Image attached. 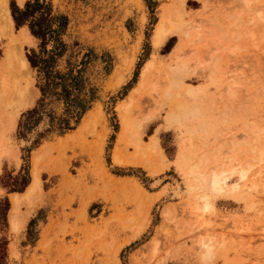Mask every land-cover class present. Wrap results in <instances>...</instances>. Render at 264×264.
Masks as SVG:
<instances>
[{"label":"rangeland","instance_id":"rangeland-1","mask_svg":"<svg viewBox=\"0 0 264 264\" xmlns=\"http://www.w3.org/2000/svg\"><path fill=\"white\" fill-rule=\"evenodd\" d=\"M12 1L24 5L5 0L8 7ZM46 1L66 17L58 37L66 49L54 71L68 78L73 105L66 112L64 97L55 96L37 109L45 80L31 67L22 74L21 63L38 41L24 39L26 26H2L1 18L0 264H264V178L248 193L241 191L253 178L241 182V193L211 194L215 210L207 214L199 194H188L180 165L183 156L200 158L208 178L214 167L230 173L247 161L255 164L251 174L264 172V0H184L182 32L158 49L142 83L154 28L173 0ZM177 65L182 71L173 78ZM29 77L38 93L11 119V92L3 94L2 82L16 78L23 87ZM90 99L77 135L63 138L73 129L63 131L60 120L76 130L79 105ZM184 100L191 104L180 112ZM128 104L137 127L123 137L120 114ZM155 135L158 149L151 146ZM36 156L42 191L32 206L22 201L12 230L13 194L30 184ZM156 179L161 184L153 187ZM210 218L207 230L202 223ZM209 234L208 259L199 246Z\"/></svg>","mask_w":264,"mask_h":264},{"label":"bare ground","instance_id":"bare-ground-1","mask_svg":"<svg viewBox=\"0 0 264 264\" xmlns=\"http://www.w3.org/2000/svg\"><path fill=\"white\" fill-rule=\"evenodd\" d=\"M25 1L26 0H18V3L20 6H22ZM0 2H1L0 3V16H1L0 19L2 18L1 21L4 22V23L2 22V26L3 25L13 26L14 23H13V19L11 17L8 5L6 4L5 0H1ZM184 5H185L184 0H173L171 2V4L169 5V7L166 9L164 15L157 22V24L154 28L152 37H151V46L153 48V52L150 55V58L148 59V61L143 66V69L141 72V79L142 80L140 81V83L143 82V78L145 77L147 72L154 65L153 63L156 60L157 51L164 44V42L167 41V38L170 35H173V34L178 33V32H182L181 30H183V28H184L183 25L185 24L183 21V25H182V19H181L184 16V14H182L183 13L182 9L184 8ZM6 28L4 30H6ZM21 30H22L21 33H22L24 39L25 38L32 39V36L30 35L27 28L24 27ZM6 32H8V30ZM11 33H12V31H11ZM12 40L15 41V39H13V38H12ZM14 46L12 48H14ZM8 53H9V51H8ZM7 61H9L8 56H7ZM10 64H11V62H10ZM21 64H22L21 68L23 69V72H24L22 74H25V76H26V74L27 75L30 74L29 73L30 72L29 63L24 57L22 58ZM179 66H182V65L180 64ZM169 70H170V68H169ZM171 71L173 73V78H178V74L180 75L182 69H181V67H178V65H177V66H173ZM8 78L4 79V81L2 82V89H3V94L11 92V97L9 95V98L11 100L10 105L13 106V111L10 114V116H11V119H13L15 117V115L18 114L21 107L22 108H24V107L28 108L30 105H32V102L34 99L32 100L31 98H33V96H35L38 93V90L36 88L33 89V85H34L33 83L34 82H31V80L33 78L31 79L29 77L28 79H26V81H25L26 84L23 87L19 84V79L17 80L16 78H14L13 81H11ZM22 78L25 79V77H22ZM121 80H122V78H120L117 81V84H120L122 82ZM10 82H12V83H10ZM171 82H172V80H171ZM10 84H12L13 86L11 87ZM32 89L35 90L34 95L32 93ZM190 93L192 94L193 90ZM31 95H32V97H31ZM186 97L188 98L189 96H186ZM189 104H191V103H188L187 100L186 101L184 100L183 102L178 103L176 108L178 111L181 112L183 110L189 109V106H188ZM131 112L132 111L130 108V104L124 106V108L121 110L120 123H121L122 136L123 137H125L127 135V133L131 132V130H133L137 127L133 123L134 120L131 118ZM47 121L48 120H44L42 122V124L40 125L41 126L40 128H42V129L46 128L48 126ZM262 132H263V130H262ZM259 133H260V131H259ZM257 137L259 138L258 135H255V138H257ZM151 146L154 149H158V147H159L158 146V139H157L156 135L154 137H152ZM183 157L184 158L180 159L181 162L180 161L179 162H180V165H182L184 168L186 190H187L188 194H190L192 192L199 194L198 199L200 200L201 203H203V205H204L203 209L207 214H210V213L213 214L214 210H215L214 209L215 207H213V205L210 203V198H211L210 195L211 194H221V193L226 192L227 190L230 191L231 194L238 193L241 191V182L247 181L249 178H253L252 182H251L252 184L250 185V187L241 191L243 193H248V192H251L253 189H255L256 183L259 179L264 178V172L262 171V169H263L262 167H259L260 169H258L256 171V173H254V174L250 173L252 168H254L255 164L253 165L252 163H248V161H247V168H243L241 166L234 165L232 172L230 171V173H228V171L227 172L226 171H222V172L220 171L218 173L216 171V167H214L212 169V173L210 174V176L208 178L207 177L208 175L206 173L202 172V169H201L202 165L203 166H205V165L203 164V161L200 158H198V159L196 158L197 160H191L189 158L190 161H188L187 157H189V156H187V157L183 156ZM161 158H163V157H161ZM15 160H16V164L19 165L20 159L15 158ZM40 160H41L40 156H36L34 159L32 172H31L32 179H31L30 184L25 189V191L22 194H13V200H12L13 201V207H12V210L10 213V224H11L12 230L13 229L18 230V226L20 224L19 214H21L19 207H20V204L22 203V201H24L28 205L32 206L34 203L35 195H38L42 191L41 175H42L43 169L40 167ZM165 160L166 159H164V161ZM258 160H259V157H258ZM114 161L117 164H121L122 161H121V157L119 155V151L114 154ZM164 161L162 160V162H161L162 165L167 166L168 163L165 164ZM161 167H163V166H161ZM244 167H246V166L244 165ZM234 175H237L235 183H230L229 181ZM206 182L208 184V187L205 186L206 184L204 185V183H206ZM160 184H161V180L156 179L153 181L152 186L157 187ZM228 188H230V189H228ZM179 190H180L179 186L174 188L173 192L176 193L175 196L179 195ZM202 190H205L206 192L203 193L202 195H200V192ZM166 208H168V207H166ZM195 211L196 212L200 211V208H197V210H195ZM166 214H168V212H166ZM164 216H165V214H164ZM198 216H200V215H198ZM202 219H204V217H202ZM205 220H206V218H205ZM21 221H22V219H21ZM213 223H214V220L212 221L211 218L207 219V221L203 220L202 227H206V228L208 227L207 230H209ZM145 227L146 226H144V228ZM202 227L200 226V228H202ZM141 228L144 229L143 227H141ZM201 230H204V229H201ZM245 230H246V228H243V227L240 228L239 234H243L245 232ZM247 230H249V228ZM141 231H139V232L141 233ZM249 231H251V230H249ZM235 236L237 237V235H235ZM238 236H240V235H238ZM261 237L264 238V227L261 229ZM213 239H214V234H209L207 237H203L200 240V246L199 247L203 248L204 257H207L208 259L213 255V250H214V246L212 245Z\"/></svg>","mask_w":264,"mask_h":264},{"label":"trees","instance_id":"trees-1","mask_svg":"<svg viewBox=\"0 0 264 264\" xmlns=\"http://www.w3.org/2000/svg\"><path fill=\"white\" fill-rule=\"evenodd\" d=\"M9 9L15 28L20 29L21 27L26 26L31 36L38 41V50L31 49L30 53L26 56L30 67L37 71L39 80H45L44 85L39 86L40 98L37 100V109L45 110L46 105H48L51 98L55 96L60 98L63 96L64 98L62 100H65L64 111L67 112V109L73 105L69 101L68 78L63 74L54 71L55 57L62 55L66 49V45L61 43L58 39L60 32L66 27V17L63 15H55L51 4L46 0H27L22 7L17 6L12 1ZM55 37L56 39H54ZM48 43L51 45L54 43L51 50L46 49V46L48 47L49 45ZM60 45L62 47L61 52L53 53L52 51L55 52ZM55 78L57 79V82H48ZM56 86H60L61 88L59 93H56L55 91ZM91 101L92 100L90 99V101L85 102L84 105H79V108L82 110L77 113L78 116L75 124L78 123L83 114L85 115V113L90 110L89 104ZM37 109H33L32 112H35ZM60 121L61 125H63V131H71L72 129H75L74 127L69 126L66 119H61ZM6 207L7 204L5 203V209Z\"/></svg>","mask_w":264,"mask_h":264},{"label":"crops","instance_id":"crops-1","mask_svg":"<svg viewBox=\"0 0 264 264\" xmlns=\"http://www.w3.org/2000/svg\"><path fill=\"white\" fill-rule=\"evenodd\" d=\"M83 121H84V120L82 119V122L80 123V125H79V126L77 125L78 128H77L76 130H73V131L71 130L72 132L69 133V134H67V135H65L63 138H66V136H74V135H77V133L79 132L81 126L83 125ZM77 126H76V127H77ZM118 178H120V179L122 178V179H123L124 177L121 176V177H118Z\"/></svg>","mask_w":264,"mask_h":264}]
</instances>
